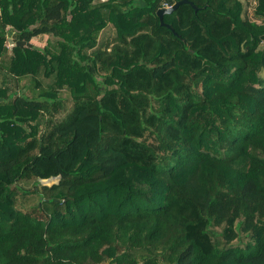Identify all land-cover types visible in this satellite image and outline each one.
I'll return each mask as SVG.
<instances>
[{"label": "trees", "instance_id": "1", "mask_svg": "<svg viewBox=\"0 0 264 264\" xmlns=\"http://www.w3.org/2000/svg\"><path fill=\"white\" fill-rule=\"evenodd\" d=\"M181 1L0 0V264H264V0Z\"/></svg>", "mask_w": 264, "mask_h": 264}, {"label": "water", "instance_id": "2", "mask_svg": "<svg viewBox=\"0 0 264 264\" xmlns=\"http://www.w3.org/2000/svg\"><path fill=\"white\" fill-rule=\"evenodd\" d=\"M186 3L187 4H191L189 1L184 0V1H181V2H177L175 5H173L171 7H164L162 9L158 10L157 15L160 18L161 23L163 24V16L165 14H170V13L174 12L181 4H186ZM8 42H9L10 47H13V46L23 47L24 45H26V42H24V41H19V42L14 43L12 39H9ZM27 45L31 46L30 43H28Z\"/></svg>", "mask_w": 264, "mask_h": 264}, {"label": "rangeland", "instance_id": "3", "mask_svg": "<svg viewBox=\"0 0 264 264\" xmlns=\"http://www.w3.org/2000/svg\"><path fill=\"white\" fill-rule=\"evenodd\" d=\"M51 14L52 15H56L57 14V9H54L51 11ZM32 43L35 45V46H38V47H43L46 43V38L45 37H38V38H35ZM28 94L30 95V92H28ZM21 202L23 203V207L25 208H32L35 204H36V201L35 199H32V198H27V199H24V198H21Z\"/></svg>", "mask_w": 264, "mask_h": 264}]
</instances>
